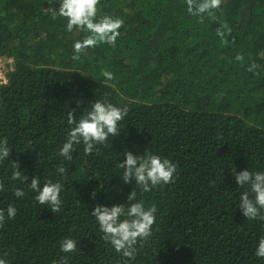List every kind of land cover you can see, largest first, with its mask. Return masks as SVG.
<instances>
[{"label": "trees", "instance_id": "obj_1", "mask_svg": "<svg viewBox=\"0 0 264 264\" xmlns=\"http://www.w3.org/2000/svg\"><path fill=\"white\" fill-rule=\"evenodd\" d=\"M52 7V0H0V58L13 61L0 85V138L10 148L0 162V208H17L0 227V257L8 264H56L62 256L68 264H122L90 214L95 204L125 203L133 190L157 212L129 264H264L255 255L264 220L243 216L244 189L231 171H264V0H222L203 18L187 11L186 0H99L100 14L123 19L120 36L79 60L72 44L84 33L67 32ZM225 24L230 31L221 40L217 29ZM101 98L127 106L121 132L92 154L78 146L61 177L55 169L67 114L75 109L79 118ZM127 150L169 158L174 180L147 193L123 183L118 164ZM13 161L29 178L23 184L11 179ZM32 176L63 183L59 212L36 203ZM13 186L25 196L15 197ZM65 237L78 241L75 252L60 251Z\"/></svg>", "mask_w": 264, "mask_h": 264}, {"label": "clouds", "instance_id": "obj_2", "mask_svg": "<svg viewBox=\"0 0 264 264\" xmlns=\"http://www.w3.org/2000/svg\"><path fill=\"white\" fill-rule=\"evenodd\" d=\"M222 0H186L187 11L203 18V14H212V10L218 9ZM52 17L66 18L65 30L69 33L74 29L84 33L81 39L74 40L72 44L73 60H79L86 49L97 45L107 44L114 46L120 36L118 31L123 25V19L108 14H100L98 9L99 0H52ZM223 29V30H222ZM217 29V35L223 40L226 31H230L225 24ZM236 60L243 57L237 54ZM255 65L249 67V71ZM101 75L107 79H113V73L104 70ZM76 110L67 114V132L57 155L62 157V163L55 169L61 177L66 168L63 162L73 159V152L78 146H83L85 154H92L97 150V145H106V140L116 137L122 129L121 122L128 113L127 106H116L107 98L92 101L90 107L83 111L79 118H75ZM10 148L5 138H0V162L9 159ZM124 159L118 167L123 170L120 175L123 183L134 181L138 189L147 193L156 186L169 184L175 178L177 164L169 158L151 151L144 150L142 153L126 151ZM11 179L23 184L29 178L17 170L16 162L13 161ZM235 184L244 189L239 194L238 206L247 220H264V171H250L245 168L239 172L231 169ZM35 194L34 199L39 205H46L51 211L61 210V192L64 185L60 180L48 179L41 182L38 176H32L28 184ZM6 191L5 184L0 181V192ZM12 194L17 198H23L25 191L20 187L13 186ZM95 195V192L92 194ZM157 206L146 205L137 199L136 191L131 190L125 203H113L110 206L95 204L91 209V217H94L103 234L105 242L111 244L116 252L121 254L122 264H129L136 259L137 245L152 235V226L156 220ZM17 208L14 203H9L6 208H0V227L5 220L16 217ZM78 241L71 237H65L60 241V251L73 253L77 250ZM255 255L264 258V236L260 237L256 244ZM69 257H60L56 264H68ZM0 264H8V261L0 257Z\"/></svg>", "mask_w": 264, "mask_h": 264}, {"label": "built area", "instance_id": "obj_3", "mask_svg": "<svg viewBox=\"0 0 264 264\" xmlns=\"http://www.w3.org/2000/svg\"><path fill=\"white\" fill-rule=\"evenodd\" d=\"M13 69V61L10 58H0V85L7 82V75Z\"/></svg>", "mask_w": 264, "mask_h": 264}]
</instances>
